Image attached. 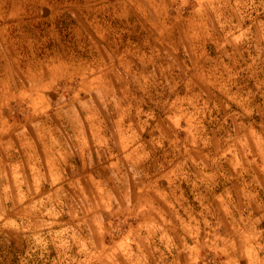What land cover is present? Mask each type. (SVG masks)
<instances>
[{
  "label": "clouds",
  "instance_id": "9594fccd",
  "mask_svg": "<svg viewBox=\"0 0 264 264\" xmlns=\"http://www.w3.org/2000/svg\"><path fill=\"white\" fill-rule=\"evenodd\" d=\"M0 264H264V0H0Z\"/></svg>",
  "mask_w": 264,
  "mask_h": 264
},
{
  "label": "rangeland",
  "instance_id": "374dc122",
  "mask_svg": "<svg viewBox=\"0 0 264 264\" xmlns=\"http://www.w3.org/2000/svg\"><path fill=\"white\" fill-rule=\"evenodd\" d=\"M226 99V98H225ZM229 103H230V101H229ZM233 107H235V105H233Z\"/></svg>",
  "mask_w": 264,
  "mask_h": 264
}]
</instances>
